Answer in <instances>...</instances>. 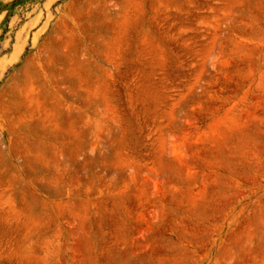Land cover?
I'll use <instances>...</instances> for the list:
<instances>
[{"label":"rangeland","instance_id":"rangeland-1","mask_svg":"<svg viewBox=\"0 0 264 264\" xmlns=\"http://www.w3.org/2000/svg\"><path fill=\"white\" fill-rule=\"evenodd\" d=\"M0 264H264V0H0Z\"/></svg>","mask_w":264,"mask_h":264}]
</instances>
